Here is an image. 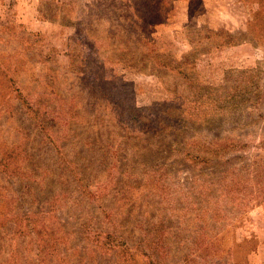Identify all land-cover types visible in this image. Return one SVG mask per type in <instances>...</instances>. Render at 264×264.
Segmentation results:
<instances>
[{"label": "rangeland", "instance_id": "1", "mask_svg": "<svg viewBox=\"0 0 264 264\" xmlns=\"http://www.w3.org/2000/svg\"><path fill=\"white\" fill-rule=\"evenodd\" d=\"M170 3L0 0V264H264V0Z\"/></svg>", "mask_w": 264, "mask_h": 264}, {"label": "trees", "instance_id": "2", "mask_svg": "<svg viewBox=\"0 0 264 264\" xmlns=\"http://www.w3.org/2000/svg\"><path fill=\"white\" fill-rule=\"evenodd\" d=\"M129 1V7L132 12L134 13L133 17L131 18L134 23L136 24L137 27L143 29V28H148L149 26L155 25L157 23L162 22V18H166L167 17V13H168V9L170 7V0H128ZM190 1H198V0H190ZM157 18L160 19V21L156 20ZM207 41H210L211 44L209 48H212V32H210V35L207 36L205 38ZM224 45H226V43H222ZM187 61H181L178 64H167V63H162L161 65H165L166 67L182 74L184 77H186L188 80H191L193 84L194 80L191 78V74L188 72L190 70H186L185 67H189L188 65L190 64H186ZM186 64V65H185ZM189 69V68H188ZM227 142L228 139H225L224 141H221V148H227ZM214 145V143H212V140H209L207 142H205L202 147L205 148H209V150H212V146ZM208 150V151H209ZM205 151L204 154L201 155L202 160H206L209 159L207 152ZM200 157V156H199ZM104 241H103V245L105 247V249L112 251V253H114L116 256L120 255V257L122 256L124 259L131 261L133 258V254L132 253H128V247L126 246V244L124 242H119L118 240H115L116 238L113 236V234L110 233H104ZM112 235V236H109ZM113 240V241H112ZM112 241V242H111ZM144 252V251H143ZM143 263L145 264H158L156 261H154L153 258L148 257V259L143 261Z\"/></svg>", "mask_w": 264, "mask_h": 264}]
</instances>
